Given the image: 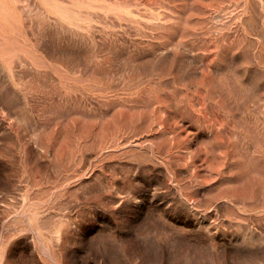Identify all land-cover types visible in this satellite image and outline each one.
Masks as SVG:
<instances>
[{"label": "rangeland", "instance_id": "374dc122", "mask_svg": "<svg viewBox=\"0 0 264 264\" xmlns=\"http://www.w3.org/2000/svg\"><path fill=\"white\" fill-rule=\"evenodd\" d=\"M0 264H264V0H0Z\"/></svg>", "mask_w": 264, "mask_h": 264}]
</instances>
